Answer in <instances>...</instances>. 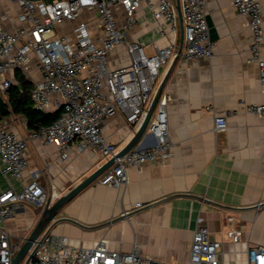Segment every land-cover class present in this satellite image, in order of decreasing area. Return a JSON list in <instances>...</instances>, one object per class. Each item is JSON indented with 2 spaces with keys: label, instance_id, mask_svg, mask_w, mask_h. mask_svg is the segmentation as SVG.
Listing matches in <instances>:
<instances>
[{
  "label": "crops",
  "instance_id": "1",
  "mask_svg": "<svg viewBox=\"0 0 264 264\" xmlns=\"http://www.w3.org/2000/svg\"><path fill=\"white\" fill-rule=\"evenodd\" d=\"M259 1L264 9V0ZM116 9L123 24L125 14L121 7ZM17 14L15 2L0 0V28L15 30ZM136 17L129 39L146 46L180 44L179 20L174 33L165 21L153 18L146 2ZM80 21L90 26L94 37L102 36L97 13L89 10L59 26L56 34L70 35ZM207 23L215 43L214 56L189 63L178 59L172 67L175 56L162 68L158 80L157 88L172 67L161 95L171 96L168 124L173 156L141 167L129 166V182L120 189L102 185L103 173L60 211L55 225L48 228L53 234L67 237L75 247L92 248L104 241L110 250L127 253L137 247L143 256L166 264H189L193 233L201 216L210 238L223 243L220 264H248L247 249L264 246V118L242 107V103H264L260 69L250 52L252 32L248 18L235 9L233 0H208ZM129 63L124 46L109 54L112 70ZM30 73L25 75L29 79L40 77L35 63ZM0 97L7 111H0V123L6 121L9 131L28 139L26 119L11 112L7 93ZM215 115L226 116V130L215 132ZM103 131L118 152L133 137L119 116L105 119ZM26 154L29 172L23 182L4 172L0 154V194L9 189L21 191L30 174L39 171L43 173L41 183L63 195L104 162L100 150L92 146L81 153L72 149L63 160L57 145L44 146L31 139ZM139 202L143 207L123 215ZM43 210L25 204L6 223L15 242L22 245ZM233 232L242 233L238 243L232 240Z\"/></svg>",
  "mask_w": 264,
  "mask_h": 264
},
{
  "label": "built area",
  "instance_id": "2",
  "mask_svg": "<svg viewBox=\"0 0 264 264\" xmlns=\"http://www.w3.org/2000/svg\"><path fill=\"white\" fill-rule=\"evenodd\" d=\"M18 7L13 30L0 28V95L15 82V71L30 75L35 63L39 78L33 82L31 99L35 109L43 112L60 110V116L50 125L30 131L28 139L20 137L0 123V154L4 172L23 182L29 172L28 140L44 146L57 145L63 160L69 151L83 152L88 146L100 150L106 162L118 153V147L104 134V121L122 117L134 135L152 102L162 68L178 54L183 63L214 56L215 43L210 39L207 23L208 0H179L183 22L182 46L176 42L162 47L157 43L146 46L128 38L136 24V13L143 2L157 21H165L175 33L180 21L177 0H10ZM233 6L248 18L252 32L250 52L260 69L264 87V9L259 0H233ZM117 7L125 14L119 21ZM83 10L95 11L99 18L101 37L92 35L90 26L80 21L70 35L59 36L57 28L80 17ZM124 46L130 63L117 69L108 66L109 54ZM149 49V50H148ZM170 95H161L147 130L138 145L110 167L101 177L104 186L120 189L129 182V166L167 160L173 156L174 143L168 124ZM243 109L264 118V103H242ZM213 112L212 107H207ZM228 127L226 116H214V130ZM43 173L34 171L21 191L6 190L0 194V264H12L20 248L6 227L25 204L44 208L62 194L50 191L41 183ZM143 207L132 205L124 212ZM241 232L231 233L238 243ZM30 264H166L141 254L134 247L130 252L110 250L104 241L92 248L75 247L67 237L46 229L32 249ZM223 243L210 238V231L201 216L193 233L189 264H220ZM248 264H264V246L247 249Z\"/></svg>",
  "mask_w": 264,
  "mask_h": 264
},
{
  "label": "water",
  "instance_id": "3",
  "mask_svg": "<svg viewBox=\"0 0 264 264\" xmlns=\"http://www.w3.org/2000/svg\"><path fill=\"white\" fill-rule=\"evenodd\" d=\"M30 1H40V0H30ZM177 10H178V14L180 18V25H181L180 45L182 46L184 37H183V22H182V17H181V12H180L179 0H177ZM180 53H181V47L178 51V54L176 55V58H175V61L172 67L174 66L175 62L179 59ZM171 69L168 71V73L166 74V76L161 81L160 85L158 86L154 94V97L152 99V102L146 112V115L140 127L137 129V131L135 132L131 140L128 142V144L123 149H121L118 153H116L112 158H110L106 162H103L97 169L92 171L83 181L75 185L68 192L64 193L57 201H55L52 204L48 203L44 207V210L41 214L39 221L34 227L32 233L27 238H25L22 245H20V248L18 249L17 253L15 254L12 260V264H22L24 260H25V264H30V262L34 259L35 252H36V248L32 249L34 243L38 240V238L41 236V234L44 232L46 228H50L51 226L55 225V223L57 222L56 217L58 216L60 211L69 202H71L78 194H80L86 187L94 183L103 173H105L110 167H112L117 162V160L124 157L136 145L139 144L154 114L157 103L164 90V87L168 79V76L171 72ZM0 111L3 114L7 112L6 109L4 108V102L1 97H0Z\"/></svg>",
  "mask_w": 264,
  "mask_h": 264
},
{
  "label": "trees",
  "instance_id": "4",
  "mask_svg": "<svg viewBox=\"0 0 264 264\" xmlns=\"http://www.w3.org/2000/svg\"><path fill=\"white\" fill-rule=\"evenodd\" d=\"M32 87L33 82L21 70H16L15 82L6 92L11 112L15 115L23 116L30 131L52 124L61 113L60 110L43 112L35 109L31 99Z\"/></svg>",
  "mask_w": 264,
  "mask_h": 264
},
{
  "label": "rangeland",
  "instance_id": "5",
  "mask_svg": "<svg viewBox=\"0 0 264 264\" xmlns=\"http://www.w3.org/2000/svg\"><path fill=\"white\" fill-rule=\"evenodd\" d=\"M22 264H25V260L22 262Z\"/></svg>",
  "mask_w": 264,
  "mask_h": 264
}]
</instances>
